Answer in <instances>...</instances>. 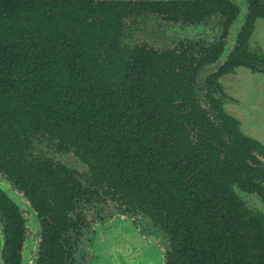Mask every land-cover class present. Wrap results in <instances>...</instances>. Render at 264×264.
I'll return each mask as SVG.
<instances>
[{
	"label": "flooded vegetation",
	"instance_id": "flooded-vegetation-1",
	"mask_svg": "<svg viewBox=\"0 0 264 264\" xmlns=\"http://www.w3.org/2000/svg\"><path fill=\"white\" fill-rule=\"evenodd\" d=\"M116 2L128 49L201 62L191 92L179 95L192 103L180 107L173 93L168 116L143 111L135 120L155 122L144 129L164 144L148 151L141 143L144 197L137 202L114 188L111 163L100 164L85 142L50 132L62 129L45 119L34 126L31 141L14 144L26 146L21 157L12 153L10 165L0 158L1 264H121L118 253L146 264L132 257L128 242L109 237L121 221L161 254V264H264L256 254L264 241L257 238L264 234V107L249 110L251 133L227 112L242 99L245 75L264 79V0ZM224 76L233 88L219 81ZM257 82L249 79L252 87ZM236 111L240 119L249 115ZM150 187L153 209L146 205ZM180 189L190 196L179 198Z\"/></svg>",
	"mask_w": 264,
	"mask_h": 264
},
{
	"label": "trees",
	"instance_id": "trees-1",
	"mask_svg": "<svg viewBox=\"0 0 264 264\" xmlns=\"http://www.w3.org/2000/svg\"><path fill=\"white\" fill-rule=\"evenodd\" d=\"M117 9L116 0H0V158L10 165L12 153L23 155L26 146L14 144L31 141L33 127L45 119L62 129L50 132L85 142L100 164L111 163L114 188L137 202L144 197L138 187L146 162L141 143L150 144L148 151L164 144L144 129L155 122L142 127L135 120L143 111L168 116L173 93L180 107H190L192 101L179 95L191 92L201 62L128 49ZM126 52L130 59H123ZM178 196L190 195L180 189ZM145 197L153 209L151 187ZM262 242L257 255L264 254Z\"/></svg>",
	"mask_w": 264,
	"mask_h": 264
},
{
	"label": "rangeland",
	"instance_id": "rangeland-1",
	"mask_svg": "<svg viewBox=\"0 0 264 264\" xmlns=\"http://www.w3.org/2000/svg\"><path fill=\"white\" fill-rule=\"evenodd\" d=\"M263 47H264V44H263ZM250 78L257 79L258 82H257L256 87H252L251 85L253 84H249ZM250 78H249V75H245V81H244L245 89H243L244 93L241 94L242 101H239L240 103L238 104H234L235 107L239 108V110H242V109L248 110V113H249V110L252 111L253 106H257L259 108L264 107V89H263L264 79L262 76L258 74H254L250 76ZM251 99L254 100V105L253 103L250 104L252 102ZM248 101H249V104H247ZM244 104L245 106H243ZM246 107H248V109ZM261 115L264 117V114H260V116ZM253 116L254 115L252 112L249 113L251 124H253V121H254ZM121 222H118L116 224V227H115L116 234L114 233L110 234L109 237L113 236V239L116 238L119 242H122L123 244H125V242H128V246L130 247V250L132 252V257L134 255H137L140 261H142V259L143 260L145 259L146 261L152 264H161V254L154 247H151L147 243H145V245L142 246L141 245L142 243L135 236L132 230L133 228L130 226V224L126 221H123L125 224H121ZM105 239H106V236H104V239L101 240L102 244ZM108 248L109 247H107V249Z\"/></svg>",
	"mask_w": 264,
	"mask_h": 264
},
{
	"label": "water",
	"instance_id": "water-1",
	"mask_svg": "<svg viewBox=\"0 0 264 264\" xmlns=\"http://www.w3.org/2000/svg\"><path fill=\"white\" fill-rule=\"evenodd\" d=\"M229 78V79H228ZM231 78V79H230ZM219 81L221 82V83H223L224 85H227V86H230V88H233V78L232 77H226V76H224V77H221L220 79H219ZM232 91V95H235V93H237L236 91H234V90H231ZM244 93V92H243ZM242 93V94H243ZM252 100V99H251ZM240 101H242V99L240 100ZM252 102H254V100H252ZM247 104H249V101L247 102ZM250 104H252V103H250ZM230 106V105H229ZM243 106H245V104L243 105ZM247 109H248V107H246ZM238 108L237 107H235V105H231L230 107H229V111L227 110V112L230 114V115H232V116H234V117H236L238 120H240V122H241V127H242V129H244L246 132H248V133H251V122H250V118H249V115H246L244 118H239L238 117V113H237V110ZM237 113V114H236ZM261 142H263V141H261ZM1 246H2V238H1V235H0V251H1ZM126 255H122L121 253H118L117 254V258H118V260L121 262V264H130L129 262H127L126 261ZM144 261H145V263L146 264H152V263H150V262H148V261H146L145 259H144ZM0 264H1V260H0Z\"/></svg>",
	"mask_w": 264,
	"mask_h": 264
}]
</instances>
